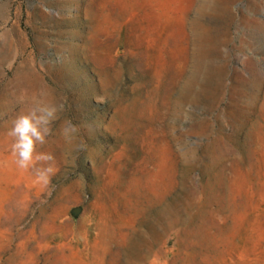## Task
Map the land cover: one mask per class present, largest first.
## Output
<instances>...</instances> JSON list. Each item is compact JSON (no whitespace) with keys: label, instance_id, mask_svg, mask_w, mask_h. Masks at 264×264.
Segmentation results:
<instances>
[{"label":"rangeland","instance_id":"obj_1","mask_svg":"<svg viewBox=\"0 0 264 264\" xmlns=\"http://www.w3.org/2000/svg\"><path fill=\"white\" fill-rule=\"evenodd\" d=\"M39 93L47 184L7 135ZM153 256L264 264V0H0V264Z\"/></svg>","mask_w":264,"mask_h":264},{"label":"clouds","instance_id":"obj_2","mask_svg":"<svg viewBox=\"0 0 264 264\" xmlns=\"http://www.w3.org/2000/svg\"><path fill=\"white\" fill-rule=\"evenodd\" d=\"M57 117L58 108L46 99V94H35L31 106L16 116L7 132L13 140L11 153L16 157L17 166L24 170L34 169L36 181L39 183H49L54 174L50 164L48 167H36V165L53 160L51 154L38 152L37 147L43 146L53 134L52 126ZM149 264H162V262L153 256Z\"/></svg>","mask_w":264,"mask_h":264},{"label":"water","instance_id":"obj_3","mask_svg":"<svg viewBox=\"0 0 264 264\" xmlns=\"http://www.w3.org/2000/svg\"><path fill=\"white\" fill-rule=\"evenodd\" d=\"M81 213H82L81 208H74L71 210V215L73 216L74 219H77Z\"/></svg>","mask_w":264,"mask_h":264}]
</instances>
